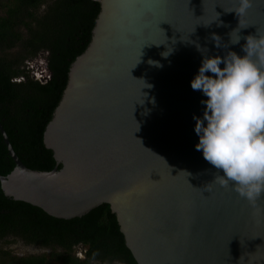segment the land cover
<instances>
[{
	"label": "water",
	"instance_id": "95a60500",
	"mask_svg": "<svg viewBox=\"0 0 264 264\" xmlns=\"http://www.w3.org/2000/svg\"><path fill=\"white\" fill-rule=\"evenodd\" d=\"M100 2L41 133L56 165L27 166L0 122L4 191L66 218L109 202L139 264H264V194L250 202L215 179L195 147L207 97L191 88L205 55L243 56L264 36V0L240 17V0Z\"/></svg>",
	"mask_w": 264,
	"mask_h": 264
},
{
	"label": "trees",
	"instance_id": "16d2710c",
	"mask_svg": "<svg viewBox=\"0 0 264 264\" xmlns=\"http://www.w3.org/2000/svg\"><path fill=\"white\" fill-rule=\"evenodd\" d=\"M100 11V0H0V122L15 152L31 168L56 165L41 133ZM40 50H46L51 71L43 82L25 65ZM13 166L0 132V174ZM17 239L50 249L16 256L21 264H139L109 202L66 218L8 195L0 184V240ZM80 244L84 256L76 253ZM4 251L10 254L11 249Z\"/></svg>",
	"mask_w": 264,
	"mask_h": 264
},
{
	"label": "clouds",
	"instance_id": "9594fccd",
	"mask_svg": "<svg viewBox=\"0 0 264 264\" xmlns=\"http://www.w3.org/2000/svg\"><path fill=\"white\" fill-rule=\"evenodd\" d=\"M251 6V0H240L235 12L240 17ZM212 38L217 48L225 47L220 36ZM246 40L243 56L205 55L191 88L207 97L203 116L193 117L196 150L218 170L215 179L222 186L231 184L255 202L264 194V36Z\"/></svg>",
	"mask_w": 264,
	"mask_h": 264
},
{
	"label": "rangeland",
	"instance_id": "374dc122",
	"mask_svg": "<svg viewBox=\"0 0 264 264\" xmlns=\"http://www.w3.org/2000/svg\"><path fill=\"white\" fill-rule=\"evenodd\" d=\"M5 248L11 249L10 254L4 251ZM44 251H50V249L40 247L36 244L26 243L21 239H17L10 243H5L3 240H0V264H21L17 260L16 256L27 255L29 253H42ZM55 264L62 263L60 261H56ZM91 264H94V262Z\"/></svg>",
	"mask_w": 264,
	"mask_h": 264
},
{
	"label": "built area",
	"instance_id": "2783aa9c",
	"mask_svg": "<svg viewBox=\"0 0 264 264\" xmlns=\"http://www.w3.org/2000/svg\"><path fill=\"white\" fill-rule=\"evenodd\" d=\"M25 65L30 69L31 75L42 82L50 77L51 71L47 65L46 50H40L36 56L27 58ZM76 253L79 256H84L85 247L79 245Z\"/></svg>",
	"mask_w": 264,
	"mask_h": 264
}]
</instances>
